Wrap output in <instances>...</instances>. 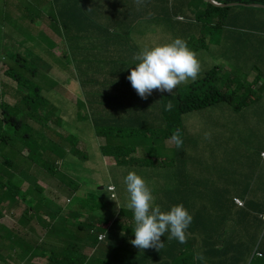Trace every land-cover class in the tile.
<instances>
[{
	"label": "rangeland",
	"instance_id": "374dc122",
	"mask_svg": "<svg viewBox=\"0 0 264 264\" xmlns=\"http://www.w3.org/2000/svg\"><path fill=\"white\" fill-rule=\"evenodd\" d=\"M188 2L189 0H169L173 14H161L162 2L160 0L154 1L152 10L145 9L141 11L140 9H135V14L132 16H128L127 14L123 16L127 3V0H123L124 7L121 8L122 17L118 20L106 19L105 14L103 17L100 14H82L85 19L83 24L92 23L102 28L113 29L114 33L119 35L123 34L129 38H132L131 33L124 34V32L131 30L133 22L142 32L141 36L145 32H149V42L143 47L135 43L133 44V48H130L128 45L130 41L126 39L124 43L126 49L120 50L121 58L118 64L112 65L103 62L101 69L97 72L101 77L93 90L95 93L93 99L103 102L105 98L109 99L112 94H115L110 83L112 80H121V85L128 80L126 68L134 63V55L142 48L162 45L166 41L170 43L176 38L185 40L187 46L197 54V58L201 64V72L195 81L201 79L206 72L212 69H215L216 75L220 76V68H225L223 72L228 74L224 80L225 84L222 86L218 85V88L227 98L232 100V110L227 108V101H221L206 109L195 110L184 114L180 130H178L183 140L182 149L185 150L186 155L190 156L189 159L193 160L191 161L192 164L196 162L203 169L207 170L210 187L220 189L224 198L233 196L246 198L252 201V203L259 204L264 210V184L261 182L264 178V161L261 160V152L257 153L252 151L250 156L242 155V153L249 152L252 149L248 141L255 139L254 129L245 130L244 136L247 141L243 142L238 138V144L245 145L244 148L235 147L228 149L225 146L226 143L220 146V119L223 118L230 128L236 127L235 123L241 118H246V121H251L246 113L249 108L243 112L236 111L234 108L237 104L239 105L241 103V97L249 95L251 90V96L256 94L253 92V85L250 82L251 78H246L245 74L238 72L237 68L233 66L236 61L238 63H245L249 59L246 56L249 43L247 41L244 42V45L238 47L233 55L231 41L226 39L224 41L222 38L231 36L229 34L238 37L264 36V28H255L254 26L253 28L241 29L240 27L245 23L242 18L229 27H220L218 23L208 24L205 21L201 23L196 19L192 20L188 13ZM235 11L240 12L242 15L250 14L249 11L242 9H236ZM257 14L260 18L264 17V11L257 12ZM13 15L14 12L6 8L4 0H0V64L4 66L0 69V83L3 91L7 92L8 88H10V92H8L7 97L3 100L8 101L9 106L12 108L20 105L21 101L19 93L16 97L14 96V91L17 90L15 89L17 84L5 76L6 72L10 69H18L19 74L31 80L32 88L25 89V94L31 93L33 89L40 87L42 90L41 97L49 102L47 111L55 110L54 113L56 114L54 120L49 121V126L66 137L61 144V149L63 150V154H66L67 160L50 155V153L46 156H40L38 152L19 143L13 149L0 151V169L3 170L6 168V166L2 165L4 163L3 161H19L15 163H20V159H24V155L28 157L32 153L31 159H26L27 161L32 164L35 163L33 164L35 166H43L49 170L51 169L59 177L66 176L73 181L72 190L69 191V187L65 186L67 191L65 193H59L60 195H55V192H58L56 179L51 180L50 186L42 178H36L35 182V185L39 186L40 189L47 190L43 195L44 197L58 198L59 207L65 206L72 214L61 213L53 221L58 229L56 236L61 240L76 237L77 242H79V239L83 235L89 233V230L86 229L89 224L97 225L98 220L96 216H104L105 220L107 219L108 208L110 206L107 186L115 187L116 195L119 196L121 202H125L128 199L126 185L124 184V177L128 171H135L140 175L152 189L155 197L154 203L159 205L162 211H168V202L161 201L159 198L163 194L176 195L178 192V181L175 177L173 164L170 163L166 171L162 173L159 172L161 167L160 160H154L153 165L147 166L143 170L140 168L135 170L129 167H117L113 159H106L101 156L99 149L105 145V140L100 141L95 138L92 114H89L85 108L78 109L73 104L64 103L63 100L67 101L66 95L70 96L72 103H76L77 95L75 93L71 95L69 86L72 82L75 84L80 82L84 77V74L78 72V65L81 67L85 62L78 60L77 57L79 55L74 54L71 44L72 24L64 22L62 25L57 14H47L68 39L67 46L64 48V57L56 55L55 40L52 37L45 40L43 35L33 40L37 49L28 46V48L20 51L21 46L15 41H11L6 33L8 22ZM38 16L39 14H30V19L36 26L40 24L37 20ZM179 16L183 20H179ZM221 23L225 24V20H221ZM156 24L160 26L164 33H159L156 30ZM253 24L255 25L256 23L254 22ZM199 37L206 38L207 43L205 41H197ZM223 48L228 51V54L226 52L223 54ZM130 53L133 55L129 57ZM123 54L125 56H122ZM259 59L264 60V48H262V54ZM17 60L19 61L18 64L15 63ZM63 66L67 74L59 75V67ZM21 67L26 68V70L22 71ZM90 77H96V75H90ZM195 81L181 84L173 92L176 93L179 88H184ZM120 85L115 89L117 90ZM54 87L56 88L54 89ZM251 101H248L247 106H249ZM167 102L168 98L166 97L162 100H156L150 106L148 112L162 110ZM256 104L253 103V106ZM21 105L24 108L27 107L24 102ZM115 108L116 105L113 101L107 102V109L114 111ZM78 112L81 116L77 119L84 120L79 125L75 124L76 114ZM97 112L107 116L106 113L100 110H97ZM95 113L96 110H94ZM144 115V112H142L141 116L143 117ZM156 115H159V112ZM153 118H155V115ZM21 121L30 126L34 124L28 118H21ZM157 122L158 119L151 124ZM35 129L39 130L37 127ZM205 133H210V138H205ZM48 136L47 149L50 151L52 148L50 140L56 139V137L52 133H48ZM67 136L71 137L72 140H77L76 147L70 144ZM166 146L167 149L161 151L162 155H164L162 159L165 160L166 157L175 159L176 152L178 151V149H174L175 143L168 140ZM76 150L81 152L79 156H77ZM151 152L159 153L156 150H152ZM186 162L189 163L187 160ZM189 171L194 172V167H189ZM1 177L2 173H0V193L3 195L6 193L3 190L6 181ZM39 197L35 190H33L31 199L36 200ZM67 198L71 199V203L62 204V201ZM95 198L97 203L94 202ZM231 211L235 212L236 210L231 209ZM244 211L251 212L246 209ZM21 213L22 210L18 212L12 211L10 215L17 218ZM220 222L218 220L214 223V226L206 230H197L194 233L198 236L203 233L219 231ZM235 222L238 223L239 226L236 227L239 230L233 229L231 232L227 231L219 238L210 242L219 244L218 258L215 260L207 259V263L220 264L221 243L227 249V255L223 258L224 264H227V261H233L234 264H264V255L263 257H259L254 253L256 245L261 246L264 251V220L259 216L255 218L254 213H248V216L242 217ZM81 224L85 227L84 231L80 229ZM126 228L130 229V227ZM113 230L118 229L114 226ZM232 232L236 240L230 243L229 236ZM126 236L130 239L135 238L132 234H126ZM98 246H100V251L96 254L88 250L86 252L72 254L68 260L75 264H110L113 260H121L125 257V253L121 250L115 248L108 249L103 243H98ZM74 247L68 248L73 250ZM41 261L39 259L37 260V262ZM24 263L31 264L30 258L25 260Z\"/></svg>",
	"mask_w": 264,
	"mask_h": 264
},
{
	"label": "crops",
	"instance_id": "0c3cea01",
	"mask_svg": "<svg viewBox=\"0 0 264 264\" xmlns=\"http://www.w3.org/2000/svg\"><path fill=\"white\" fill-rule=\"evenodd\" d=\"M5 6L8 10L14 12V15L11 17V20L8 22L7 26V36L11 41H15L18 45L21 46L20 51L28 46L37 49L35 42L33 41L36 37L43 35L45 40L52 37L55 40V49L57 56H64V48L67 46L68 39L60 31L59 27L53 23L51 17L47 14H57L60 18L62 25L64 22L72 24V39L71 44L74 50V54H78V60L81 62L83 60L85 64L80 67L78 65V72L84 74V76L96 75L100 76L97 72L101 69L103 62L101 59L107 57L110 60H118L121 58L120 50L126 49L124 43L127 39L129 42V47L133 48V44L138 43L143 47L146 43L149 42L148 34L145 32L142 36L140 29L132 23L131 30H127L124 33H131L129 38L123 34H116L113 32V29L102 28L96 24H83L85 19L82 14H100L102 17L105 14L106 19H112V17L120 18L119 11L124 7L123 0H4ZM141 11L147 9L146 0H143V4L139 6ZM35 13L39 14L38 21L40 22L39 26H36L30 19V14ZM192 20L194 19V13L188 11ZM111 14V16H110ZM181 17V16H179ZM178 17V18H179ZM233 18V23L240 20L241 18L245 21L241 29L247 28H264V17L260 18L257 12H250V14L242 15L238 11H233L231 13ZM52 21V23H51ZM256 23L255 25L253 23ZM215 23L220 24V18L217 17ZM156 30L159 33H164L160 26L156 24ZM229 37H223L231 41L233 55L235 54L238 47L244 45V42H248L247 46L248 52L246 56L249 59L245 63L235 62L233 66L237 68V71L246 75V78H251L250 82L253 85V92L256 94L251 96L252 90L249 95L246 96L245 108L247 110V115L251 121H246V118H241L238 122L235 123L236 127H228L223 118L220 119V146L223 143H226L225 146L230 148L242 147L245 145L238 144V138L241 141H247L244 132L245 130L255 131V139L248 141L252 149L249 152H244L242 155L250 156L252 151L254 152H264V60H260L262 54V48H264V36H255V37H238L233 34H229ZM188 40V38H186ZM206 38L199 37L197 41H205ZM221 40V41H222ZM220 41V43H221ZM167 41L165 42V44ZM154 47V46H153ZM131 52V51H130ZM225 52L228 54V51L223 48V54ZM133 54L130 53L129 57ZM122 56H125L123 54ZM138 61L134 60V63L130 66L131 69L135 67ZM1 65V64H0ZM59 73L65 70V67H59ZM222 68V69H221ZM220 68V86L225 84V78L228 74L224 73V67ZM209 72V71H208ZM222 72V73H221ZM207 73V72H206ZM205 73V74H206ZM130 73L127 72V75ZM253 77V79H252ZM80 84V82L76 83ZM76 84L74 89H76ZM17 88V87H16ZM71 95L74 92H70ZM160 92L153 91L147 99L141 100L133 108L125 103L119 101L116 105L114 111L107 109L106 103L107 100H104L103 105H98L100 108L96 109V118L101 119L100 127L104 128L107 131L116 133L118 129L123 131L127 130L128 132H138L139 134L147 133L146 138H144V144L137 146L135 155L136 156H148V150L150 144L147 142H154V137L152 133L154 130L159 131L157 128L160 125L159 117L157 123H153L150 126H155L152 130H142L141 122L148 115L149 107L156 101L160 100L158 98ZM174 93V92H173ZM172 93V94H173ZM116 94V93H115ZM165 94V93H164ZM114 94H112L113 96ZM70 100V96H68ZM252 100L248 105V101ZM77 102V101H76ZM253 103H257L253 106ZM106 113V115L113 114L112 116H104L97 112ZM90 111L94 112L92 109ZM144 112V116H141V113ZM95 138L103 141L101 138ZM105 140V139H104ZM105 140V145H107ZM104 145V146H105ZM167 149V146L166 148ZM111 159V158H108ZM261 160L264 161V157L261 156ZM127 167V166H124ZM139 169L138 167H135ZM8 172L11 175L12 182L15 186L21 188L23 191L33 190L37 193L39 198L32 200L31 196L27 198L26 201H23L21 198H16L14 201L0 200V264H23L25 260L30 258L31 264H54L56 261H61L67 259L66 250H70L68 247H74L77 242L76 237H71L70 239L61 240L57 238L58 229L53 221L58 218L61 213L70 214V210L65 206L59 207L58 198H48L44 197V193L47 190L40 189L39 186L35 185L36 178H42L46 184L51 185V179L47 175V171L33 164H23L22 161L13 166L7 167ZM57 180L58 192H55V195H60L59 193H65L66 184L69 185L68 190H72L71 182L65 176L59 177L56 175L52 180ZM264 184V178L261 181ZM51 194V193H50ZM109 194V193H108ZM49 199L50 206L56 209L54 212L49 214L48 211H45V199ZM119 199V198H118ZM69 198L62 201V204L68 202ZM108 201H110V206L108 208V217L105 220L104 216H96L98 220L97 225L89 224L86 228L89 230V233H86L81 237L77 245L74 247L80 252H86L91 250V253L96 254L100 251V246H98V239L95 236V232L91 231L94 229L99 234L106 235L105 240L101 241L104 246H107L108 249H118L125 253V257L121 260H113L110 264H208L207 259L215 260L218 258V246L216 252H213L209 248L211 241L208 239V236L216 237V233H220V236L227 231L239 230V226L236 220H239L246 216L239 211H229L220 213V229L219 231L213 233H203L201 235H195L191 233L190 239L185 245L171 244L161 253L155 254L154 259H150L152 254L144 253L143 250H140L134 247L126 234H132L131 224L134 222L133 213L130 214L129 209L126 207L127 201L121 202L118 200V204L123 208L120 211V208L117 207V204L110 200L108 196ZM96 202V198L94 199ZM221 203H232V197H222L220 198ZM251 202L246 199V203ZM71 203V202H70ZM28 204L36 206V210L28 212ZM24 208V209H23ZM238 209V207H236ZM22 213L17 218L11 216V212L21 211ZM9 217V219H8ZM105 221V223H103ZM81 224V230L84 231L85 227ZM116 227L118 230H113V227ZM126 227H130L127 229ZM7 230H10L9 233H6ZM6 233L4 238H1ZM92 236L96 241L92 244L85 245L86 238ZM23 237L25 239V249L31 253L29 258L20 259L18 254L22 252L21 246L18 244V238ZM217 239V238H216ZM236 240L234 233L232 232L229 236V242L232 243ZM28 245H27V244ZM34 246L36 249H34ZM73 248V250H74ZM72 250V253H73ZM51 251H54L57 254L55 259L52 261L50 258ZM263 251V250H262ZM178 252V257H175V254ZM197 253H202L204 260H197L195 256ZM264 253V252H263ZM185 254V255H181ZM227 255V249L223 247L220 243V264L223 263V258ZM259 256V255H258ZM263 257V256H259ZM42 260L37 262V260ZM83 264V263H78ZM95 264V263H87ZM227 264H234L233 261H227Z\"/></svg>",
	"mask_w": 264,
	"mask_h": 264
},
{
	"label": "trees",
	"instance_id": "16d2710c",
	"mask_svg": "<svg viewBox=\"0 0 264 264\" xmlns=\"http://www.w3.org/2000/svg\"><path fill=\"white\" fill-rule=\"evenodd\" d=\"M155 0H146L147 10H152L153 4ZM157 1V0H156ZM162 2L161 6V14H168L172 13L171 7L169 5V0H160ZM218 3L222 4H229V3H244V4H259L264 6V0H215ZM188 11H192L194 13V19L198 22L203 23L204 21L208 24L215 23L217 17L220 18V27H229L233 24V18L231 17V13L236 9H242L249 12H260L264 11L263 9L253 8V7H245V6H236V7H217L205 0H189L188 2ZM135 9H139V6L135 3V0H127L126 3V10L123 13L124 15L132 16L135 14ZM173 14V13H172ZM119 15L122 16V11H119ZM119 18L112 17V20H118ZM221 20H225V24L221 23ZM126 34V33H124ZM20 62H22L19 59ZM19 61H15L16 64ZM120 59L118 60H110L107 57H103L101 62L110 63L112 65L118 64ZM22 71H25L26 68L21 67ZM131 67L128 66L126 68V73H130ZM63 74H67L66 70L61 72ZM12 81H14L18 88L14 91V96L19 93L21 97L20 105L16 107H10L8 101H4L3 99L7 97L8 92H10V88H8L7 92L3 91L1 88L0 83V151L5 149H13L19 143L25 147L31 148L33 151L38 152L40 156H46L48 153L50 155H54L56 157L65 158L67 160L66 154H63V150L61 149L62 142L66 139L63 134L58 133L56 130L52 129L49 126V121L54 120L56 114L53 110H48L49 102L42 98L40 94H42V90L40 87L33 89V92L25 94V89H30L31 87V80L25 78V76L18 73V69H10L6 72V75ZM101 76L90 77L84 76L83 80L81 79L80 84H76V89H74L75 83L72 82L69 86L70 90L77 95V102L72 103L71 100L68 99L66 95V100H63L64 103L73 104L78 109H87L89 114H92L93 121L92 125L94 127L95 135L97 138H102L107 141V145L101 147L99 149L100 153L102 154L103 158H113L116 162L117 167H124L127 166L129 168L135 169L138 167L140 169H144L147 166H151L154 164V160H160L164 157L161 151L166 148V140L170 139L172 134L178 128L181 122V116L183 114L195 111L206 109L210 106H214L221 101H227V108L231 109V102L230 98L219 90L218 85H220V76L216 75L215 69L210 70L205 74V76L192 84L184 87L179 88L176 93L174 94H167L165 93L160 100L164 99L165 97L168 98V102L164 105L162 110H153L149 111L148 115L145 116L143 121L141 122V129L142 130H152L156 129L155 126H150L153 121L159 118V122L163 127L159 131L154 130L152 136L154 137V142H147L150 144L148 152V156L144 157L141 155L136 156L135 151L138 145L144 144V138H146L147 133L144 132L143 134H139L138 132H128L127 130L123 131L121 129L117 130L116 133L111 131H107L104 128L100 127L101 119L95 117L93 111L100 108L98 105H103L102 102L93 99L95 93L94 89L97 85ZM1 82V81H0ZM112 88H116L119 84L116 81H112L110 83ZM56 87H54L55 89ZM107 102L113 101L115 105H117L120 101V96L114 94L111 97L105 98ZM26 103L27 107H23L21 104ZM171 103L172 109L166 110V106ZM98 104V105H96ZM245 104H246V96L241 97V103L235 106V110L239 112L245 111ZM150 108V107H149ZM159 112V115L156 113ZM155 115V118L153 116ZM81 116L78 112L76 114L75 124H78L84 120L77 119ZM110 116L115 117V115L110 114ZM21 118H28L30 121H33V125L25 124L21 121ZM58 121V120H57ZM39 128L36 130L35 128ZM79 128V127H78ZM15 129V130H14ZM48 133H52L56 139H51L50 142L52 143V148L50 151L47 149V143L49 141ZM67 140L73 147H76L77 140H72L71 137L67 136ZM152 150H156L159 153H152ZM81 152L76 150L77 156H79ZM30 156V155H29ZM1 157V156H0ZM153 157V158H148ZM177 165H175L174 172L175 177L178 181V192L176 195H166L163 194L161 201H167L168 211L171 209L172 206L183 204L187 210L190 212H197L193 214L194 221L193 224L190 226L191 232H195L197 230H206L212 226L214 223L220 220V213L231 211L234 209V202L232 203H221L220 198L223 197V194L220 192V189L216 187H210L209 185V177L205 175V171L202 170L204 174V182L207 187L209 193V200L206 205L203 206H195L191 209V201L188 198V180L191 175V172L188 168V163L185 160V155L182 151L176 152ZM6 166L3 170L0 169V173H2V177L6 184L3 187V190L6 191L5 194L1 195L0 193V200H10L14 201L16 198H21L23 201H26L27 198L32 196V191H23L21 188L15 186L12 182L11 175L7 170V167L12 166V161H4L2 164ZM47 171V175L49 179L52 180L56 176V174L50 169L40 166ZM193 167V166H190ZM168 165L166 164L165 160H162L161 167L159 172L162 173L166 171ZM198 168L201 167L198 166ZM49 199H45V211H48L49 214L54 212L56 209L52 208ZM29 210L28 212L36 210V206L28 204ZM248 210L251 212H245L244 210ZM239 212L242 214L254 213L255 218L259 216L261 219V214L264 213V210L260 207L259 204L248 202L246 203L245 207L242 208ZM259 214V215H258ZM244 217V215L242 216ZM263 220V219H262ZM132 229H134V222L131 224ZM249 226V224H248ZM10 230H7L6 233H9ZM6 233L1 237L4 238ZM134 234V232L132 231ZM218 234V235H217ZM98 235L96 231L95 236ZM168 233L165 236L161 237V240L164 242V247L159 251L163 250L161 254L165 251L168 245L174 244L178 242L177 240L173 239L171 241L167 240ZM216 237L208 236V239L213 240L220 237V233H216ZM18 244L22 248V252L18 254L20 259L29 258L33 252L29 253L25 249V239L23 237L18 238ZM96 241V239L92 236H88L86 238L85 245L92 244ZM27 244V243H26ZM28 245V244H27ZM77 245V242L74 246ZM217 243H210L208 246L213 251L216 252L217 250ZM183 246V245H182ZM258 250L262 251L263 249L261 246L256 245ZM34 249L36 247L34 246ZM152 255L150 259L155 258V254L158 252L156 249L150 248ZM78 253V250L74 248L73 253L72 250H66L67 259L56 261L54 264H75L74 262H70L68 260L69 256L72 254ZM178 252L175 254V257H178ZM185 255V254H181ZM264 255V253H263ZM55 252L51 251L50 258L53 261L55 259ZM25 264V263H23Z\"/></svg>",
	"mask_w": 264,
	"mask_h": 264
},
{
	"label": "clouds",
	"instance_id": "9594fccd",
	"mask_svg": "<svg viewBox=\"0 0 264 264\" xmlns=\"http://www.w3.org/2000/svg\"><path fill=\"white\" fill-rule=\"evenodd\" d=\"M215 2L218 3L217 1ZM135 3L137 6H140L143 4V0H135ZM178 19L183 20L182 17H179ZM133 59L138 61V63H136L135 67L131 69L130 74L127 76L128 80L121 85V80L116 81L120 85L117 90L111 87L112 90L120 96V101L129 105L130 108H133L141 100L147 99L150 95H152L153 91L160 92L158 96L160 99L164 96V93L171 95L179 85L186 84L189 81H195L201 72V64L197 58V54L191 50L187 46V42L181 38H176L170 43L150 48H142L134 55ZM3 67V65H0V69ZM16 87L18 88V86ZM105 103L107 106V102ZM171 109L172 105L169 103L166 106V110L170 111ZM183 115L181 116V122ZM107 116L110 115L107 114ZM181 122L172 134L171 138L166 140V143L168 140L173 141L175 143L174 149L182 151L185 155V159L189 162L188 167L186 168L189 169L190 165L194 167V172H191L188 180L187 190L188 198L191 201L189 209H191L195 206L201 207L207 204L209 200V193L204 182V174L202 173V170L205 171V175L207 177L209 176L207 170L203 169L200 164L196 162L192 164L191 161L193 160H190V156L186 155L185 150L182 149L183 140L178 132V130H180ZM157 128L160 130L163 127L160 124ZM210 135V133H205V138H210ZM263 153L264 152H262V154ZM31 154H29L30 156L28 157L24 155V159H20V161H22L23 164H32L26 160L31 159ZM162 160L163 159L161 158L160 161L162 162ZM12 162L13 165H15L17 164L15 162L19 161ZM165 162L168 166L170 163L173 164L174 168L178 163L177 160L167 157ZM198 166L201 167V170ZM70 182L71 185H73V181L70 180ZM124 184L126 185V191L128 193L126 207L131 213H133L134 218L135 226L133 232L135 238L130 241L134 247L143 250L144 253L152 254L150 248L156 249L158 251L157 253H161L163 250H159L164 247V242L161 240V237L165 236L166 233H168V241L175 239L178 241L176 244L179 245H185L188 242L191 233H193L189 229L194 221L193 214H196L197 212H190L183 206V204L172 206L169 211H162L161 207L154 203L155 197L152 189L135 171L127 172V175L124 177ZM66 186L69 187L68 184H66ZM107 192L109 193L110 200L115 202L117 207L120 208V211H122L123 208L118 204L119 196L116 195L115 187L107 186ZM236 198L240 199L242 204H239L236 201ZM68 202L70 204L71 199H69ZM232 202H234V209L236 211H240L246 205V198L233 196ZM236 207H238V209H236ZM263 215L264 213L261 214V217L264 220ZM91 232L96 233L94 229ZM96 236L98 243L106 238V235L104 234ZM101 236L102 238H100ZM257 251L261 252V250H258L257 247H255L254 253L256 254ZM259 256H263V253ZM195 259L204 260L205 258L202 253H197Z\"/></svg>",
	"mask_w": 264,
	"mask_h": 264
},
{
	"label": "water",
	"instance_id": "95a60500",
	"mask_svg": "<svg viewBox=\"0 0 264 264\" xmlns=\"http://www.w3.org/2000/svg\"><path fill=\"white\" fill-rule=\"evenodd\" d=\"M207 1L209 3H211V4H213V5L220 6V7H235V6L242 5V6H246V7H253V8H261V9H264V6L263 5H259V4H250V5H248V4H240V3L218 4V3H216L213 0H207Z\"/></svg>",
	"mask_w": 264,
	"mask_h": 264
},
{
	"label": "built area",
	"instance_id": "2783aa9c",
	"mask_svg": "<svg viewBox=\"0 0 264 264\" xmlns=\"http://www.w3.org/2000/svg\"><path fill=\"white\" fill-rule=\"evenodd\" d=\"M262 156H264V153L262 154ZM236 201H237L239 204H242V201H241L240 199L236 198ZM263 217H264V215H263ZM100 238H102V236H101ZM256 254H258V255H262V253H261L260 251H257Z\"/></svg>",
	"mask_w": 264,
	"mask_h": 264
}]
</instances>
